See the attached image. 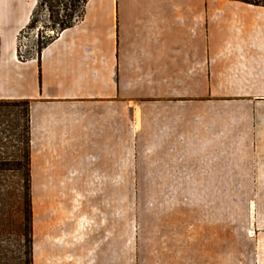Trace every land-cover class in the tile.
Returning <instances> with one entry per match:
<instances>
[{"label": "crops", "instance_id": "1", "mask_svg": "<svg viewBox=\"0 0 264 264\" xmlns=\"http://www.w3.org/2000/svg\"><path fill=\"white\" fill-rule=\"evenodd\" d=\"M37 5L0 0V100L31 101L32 264H119L120 149L167 176L198 174L229 137V121L215 130V85L262 82L264 5L88 0L21 60ZM251 233L264 264V226Z\"/></svg>", "mask_w": 264, "mask_h": 264}, {"label": "rangeland", "instance_id": "2", "mask_svg": "<svg viewBox=\"0 0 264 264\" xmlns=\"http://www.w3.org/2000/svg\"><path fill=\"white\" fill-rule=\"evenodd\" d=\"M50 16L38 7L36 27L20 37L24 57H38L39 33L54 34ZM214 99L215 130L229 121V137L216 138L215 156L208 152L198 174L167 176L136 157L142 149H120L119 264H247V253L253 264L251 231L264 226V76L261 83L216 84ZM22 108L4 110L15 118ZM16 176H0V264L29 260Z\"/></svg>", "mask_w": 264, "mask_h": 264}, {"label": "trees", "instance_id": "3", "mask_svg": "<svg viewBox=\"0 0 264 264\" xmlns=\"http://www.w3.org/2000/svg\"><path fill=\"white\" fill-rule=\"evenodd\" d=\"M244 2L253 3L256 5H264V2L259 0H242ZM88 0H38V5L32 16L27 28L36 27L37 19L35 18L38 7L47 6L51 14L50 20L53 23L51 26L54 31L53 35L43 36L38 39V57L42 50L54 41L64 30L72 27L77 21L85 15L86 4ZM61 10L65 12L60 15ZM61 16V17H60ZM20 34V37H21ZM19 37V58L28 60L31 58L24 57L21 54ZM22 105V110H19L15 118L4 109ZM30 100H0V176L17 175L21 190L19 204L23 213L20 227L29 241V260L28 264H32V194H31V143H30ZM23 121V124L21 123ZM18 202V201H17ZM1 204V203H0Z\"/></svg>", "mask_w": 264, "mask_h": 264}, {"label": "bare ground", "instance_id": "4", "mask_svg": "<svg viewBox=\"0 0 264 264\" xmlns=\"http://www.w3.org/2000/svg\"><path fill=\"white\" fill-rule=\"evenodd\" d=\"M252 234V233H251Z\"/></svg>", "mask_w": 264, "mask_h": 264}]
</instances>
